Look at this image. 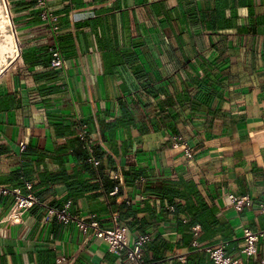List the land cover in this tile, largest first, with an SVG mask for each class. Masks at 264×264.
Listing matches in <instances>:
<instances>
[{"label": "crops", "instance_id": "obj_1", "mask_svg": "<svg viewBox=\"0 0 264 264\" xmlns=\"http://www.w3.org/2000/svg\"><path fill=\"white\" fill-rule=\"evenodd\" d=\"M7 2L9 28L0 39L12 34L16 51L12 58L0 52V186L32 192L43 206L0 224V264H57L59 256L62 264H129L94 230L45 222L46 206L69 200L82 218L95 213L109 226L116 212L122 224H135L132 238L151 233L149 260L211 264L192 246L194 227L180 230L174 210L163 213L149 196L137 203L141 193L122 173L130 166L152 182L192 177L228 227V254L260 264L264 240L246 257L243 229H264V214L257 206L237 212L227 193L263 199L264 0H50L55 34L36 0ZM53 44L63 69L51 64ZM80 124L100 160L97 168L89 162L91 170L81 156ZM178 133L194 146L193 159L172 147ZM113 185L118 193L107 196ZM127 199L139 209L125 219ZM12 205L11 195L0 194V221Z\"/></svg>", "mask_w": 264, "mask_h": 264}, {"label": "built area", "instance_id": "obj_2", "mask_svg": "<svg viewBox=\"0 0 264 264\" xmlns=\"http://www.w3.org/2000/svg\"><path fill=\"white\" fill-rule=\"evenodd\" d=\"M36 7L39 11V16L42 21L48 23L51 32L55 34L59 29L58 18L53 12L50 5V0H36ZM52 55V66L57 69L64 67V55L57 44H53L49 48ZM78 138L83 144V148L88 152V161L97 168L100 160L95 156L92 139L89 137L88 130L85 125L80 124ZM172 147L183 152L186 159L194 158V146L183 134L173 135ZM20 148L25 150L26 145L21 142ZM141 180H144L141 177ZM24 186L27 190H32L31 181L24 179ZM119 191L116 186L110 191L107 196L115 195ZM1 195H11L13 197V205L8 215L0 221V224L19 223L23 221V217L27 211L36 205L43 206L41 199L32 192L25 193L21 187L0 186ZM144 198L141 194L137 203ZM227 198L237 212H242L245 209H252L255 206L264 214V191L262 192V201L257 204L254 197L250 194L238 195L233 192L227 193ZM134 201L127 199V204H132ZM72 202L67 201L63 207L46 206L44 215L45 222H49L52 218H56L61 223L68 225L74 224L83 233L90 229L94 230L95 235L102 239L107 245L110 252L118 257H121L129 262V264H157V262H147L144 258V247L152 240L151 233H141L139 236L132 238L129 235V229L126 225L120 222V217L116 212H112L109 219V226H103L97 219V214L91 213L88 218H82L70 211ZM171 210H174L171 207ZM194 240L192 246L208 254L211 264H245L242 259L236 258L228 254L226 243H217L213 245H204L199 242L197 236L200 232V225L193 228ZM244 245L242 253L248 257H255L258 253V244L264 240V229L254 230L250 227L243 229ZM180 259H184L180 256ZM66 260L65 256H59L56 260L57 264H62ZM260 264H264V255L260 259Z\"/></svg>", "mask_w": 264, "mask_h": 264}, {"label": "trees", "instance_id": "obj_3", "mask_svg": "<svg viewBox=\"0 0 264 264\" xmlns=\"http://www.w3.org/2000/svg\"><path fill=\"white\" fill-rule=\"evenodd\" d=\"M80 147L82 153L81 156H83L86 160L85 168L91 170L92 165L88 161V152L83 148L82 143L80 144ZM115 166L116 164L112 160V170H117ZM122 173L125 176L126 184L132 185L137 188L140 193L144 195V197L149 196L150 198L158 199L160 201V207L163 213H168L169 207H173L175 221L178 223L180 230L185 229L191 231L192 228L197 224L200 225L201 230L197 236V239L201 244L213 245L220 242H225L229 239V234L227 232L228 227L226 226V224L222 223L217 209L207 203L206 199L201 194L197 183L192 177H189L186 174H181L174 178H164L160 181L152 182L145 177V171L133 166L124 169ZM141 177H145L146 180H141ZM103 186L104 185L102 184V187ZM112 188H114V185L112 186ZM106 192L108 194L110 191ZM122 192L123 186L120 188L119 194H121ZM135 205L136 204L134 203L127 204L125 202L123 206H121V209L127 210L125 212H123V210H120L122 212V216H124L125 219L135 215L137 209H139L137 208L139 207V205ZM180 214H184L186 216V221L179 218ZM121 219L120 222L123 221V219ZM123 225H125V223ZM126 226L131 229L135 226V224H126ZM144 258L147 262L154 261L159 264L158 260L155 258L153 260H149L145 256Z\"/></svg>", "mask_w": 264, "mask_h": 264}, {"label": "bare ground", "instance_id": "obj_4", "mask_svg": "<svg viewBox=\"0 0 264 264\" xmlns=\"http://www.w3.org/2000/svg\"><path fill=\"white\" fill-rule=\"evenodd\" d=\"M5 3H4V0H0V16L2 14V18L0 19V31L9 28V25L7 23L8 22V19H7L8 17H7V9L5 7ZM14 42L15 41H13L12 34L5 35L2 40L0 39V52H1V54L3 56H7L6 54H9V58L10 57L11 58L14 57L15 51H16V46H15Z\"/></svg>", "mask_w": 264, "mask_h": 264}, {"label": "water", "instance_id": "obj_5", "mask_svg": "<svg viewBox=\"0 0 264 264\" xmlns=\"http://www.w3.org/2000/svg\"><path fill=\"white\" fill-rule=\"evenodd\" d=\"M5 2H6V7H7V9H8V14H9L8 2H7V0H5ZM9 19H10V21H11V23H12V20H11L10 17H9ZM12 26H13V23H12ZM14 32H15V31H14Z\"/></svg>", "mask_w": 264, "mask_h": 264}, {"label": "rangeland", "instance_id": "obj_6", "mask_svg": "<svg viewBox=\"0 0 264 264\" xmlns=\"http://www.w3.org/2000/svg\"><path fill=\"white\" fill-rule=\"evenodd\" d=\"M2 18V14H1V16H0V19ZM0 38H2V36H1V33H0Z\"/></svg>", "mask_w": 264, "mask_h": 264}]
</instances>
